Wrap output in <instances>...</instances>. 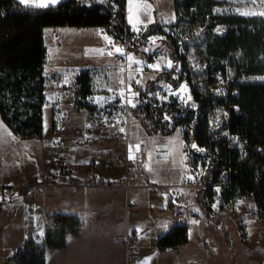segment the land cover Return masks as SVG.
Listing matches in <instances>:
<instances>
[{"label": "trees", "instance_id": "16d2710c", "mask_svg": "<svg viewBox=\"0 0 264 264\" xmlns=\"http://www.w3.org/2000/svg\"><path fill=\"white\" fill-rule=\"evenodd\" d=\"M126 4L127 0H62L54 7L36 9L26 8L19 0H0V115L18 136L41 138L44 133L45 29L105 27L110 34L123 37L129 27ZM225 4V0H174L175 21L166 25L155 20L150 24L146 36L163 33L165 26L171 29L166 43L178 73L172 80L170 72L166 77L174 86L186 80L193 100L188 105L158 103L151 93L155 82L148 78L143 84L147 101L133 113L149 133L159 129L170 133L183 124L192 164L200 159L206 162L202 182L222 181L226 174L222 204L251 197L264 222V80L258 78L264 75V17L219 12ZM197 28L204 35L203 59L193 65L183 52L182 37ZM224 58L232 65L233 83L222 95L217 90L216 74L225 70ZM75 83L77 98L92 92L88 70L79 73ZM78 107L85 106L79 102ZM217 107L221 111L216 112ZM216 128L241 134L247 153L241 154L229 137H215ZM206 192L203 204L210 215L214 200L211 190ZM81 229L77 214H54L42 243L29 236L4 264H46L47 249L64 247L68 237L79 235ZM188 241L189 225L179 223L158 238L157 246L175 249Z\"/></svg>", "mask_w": 264, "mask_h": 264}, {"label": "crops", "instance_id": "0c3cea01", "mask_svg": "<svg viewBox=\"0 0 264 264\" xmlns=\"http://www.w3.org/2000/svg\"><path fill=\"white\" fill-rule=\"evenodd\" d=\"M47 69L46 63V78ZM51 108L45 105L41 138H21L0 115V264L29 236L44 235L57 213L77 214L82 229L79 235L69 236L64 247L48 248L46 264H186L189 259L197 260V264H239L236 258L244 263L237 236L213 208L210 215L207 213L203 204L207 192L202 181L194 182L195 169L183 130L181 147H158L148 141V135H135L139 127L145 129L132 115L129 126L133 135L131 129L130 136L127 129L125 138L120 130L104 132L98 144L87 146L85 125L72 123ZM46 115L50 123L47 140ZM141 142L148 144L150 151L169 150L170 157L151 159L143 176L137 171L96 167V162L105 160L108 154L131 153ZM58 171L63 172L62 179L54 176ZM97 177L104 178L100 186L83 185L87 178ZM175 181L180 182L178 197L169 190V184ZM2 185H18V189L7 198ZM130 189L144 196L143 204L136 206L130 199ZM152 191L156 193L154 203L149 198ZM26 199L28 206L23 205ZM179 223L189 225V241L173 251L160 249L156 240ZM133 230L141 234L136 244L114 242L116 235ZM252 232L256 246L259 231ZM256 248L251 256L255 260Z\"/></svg>", "mask_w": 264, "mask_h": 264}, {"label": "rangeland", "instance_id": "374dc122", "mask_svg": "<svg viewBox=\"0 0 264 264\" xmlns=\"http://www.w3.org/2000/svg\"><path fill=\"white\" fill-rule=\"evenodd\" d=\"M100 0H88V2ZM110 0H103L108 2ZM144 4H151V15L146 16L140 11ZM132 8V22L128 19V8ZM219 12H237V13H261L264 12V0H226V4L218 8ZM137 15L139 20L137 21ZM174 17V19H173ZM157 20L158 23L170 24L175 21L174 0H132L131 5L127 0L126 4V20L130 25L147 24V28L151 23L148 20ZM146 28V30H147ZM221 28V27H220ZM163 33L156 32L151 36L156 39L147 47H143L139 42H136L133 48V57L140 63H145L152 55H157L160 59L150 72L145 75V80L151 78L155 85L152 90V96L158 103H177L178 105H188L192 103L193 93L189 83L184 80L177 86H174L172 79L177 76V71L173 69L174 61L170 55L168 45L166 43L167 35L172 31L168 27H164ZM222 30V29H221ZM203 33L200 28L192 31L191 34L182 37L185 43L182 45L183 52L186 54L193 65H199L203 59L201 51ZM47 45V90L50 91V79L56 75H62L66 83V88L71 91V98L61 101V107L51 108L56 114H64L66 120L80 122L81 126L85 125L89 118L86 116V110L73 104V99L76 97L77 84L75 79L83 70H88L91 76V91L103 93L111 89L121 88L126 85V73L121 68H116L112 65L111 60L107 56L102 46V37L98 35L96 27L77 28L73 26H50L45 31ZM103 50V53L101 51ZM169 64L171 66H169ZM171 73V80L166 77L167 73ZM255 79V78H254ZM258 79V78H257ZM53 95L58 92L51 90ZM134 112V111H133ZM61 115V114H60ZM137 118L134 113L132 114ZM131 115V116H132ZM131 118V117H130ZM130 120V119H129ZM134 118L132 119V121ZM140 122V120L137 118ZM131 126V124H130ZM128 133L130 136V129ZM183 124L177 125L170 133H149L143 131L139 127L135 135H143L148 137V141L158 147H166L169 145L181 147L183 143L182 130H185ZM131 134L133 131L131 129ZM50 136V123L48 116L45 117V139ZM125 138V136H123ZM58 152V149L56 150ZM193 159H196L193 156ZM204 159L196 161L193 165L195 169L194 182L202 181L201 175L205 172ZM114 170V169H113ZM204 183V182H202ZM155 193V191H152ZM151 193L149 198L154 203L156 193ZM130 199L133 200L136 206L143 204L144 196L138 190L130 189ZM217 216L222 218L227 228L233 231L239 240L241 263L239 258H236L239 264H258L264 262V227L258 217L256 205L251 197L241 196L229 204H222L221 200L211 202ZM87 225V221L85 222ZM257 229L259 236L257 237L258 244L255 246V235L252 232ZM262 233V234H260ZM263 237H261V236ZM233 236V234H231ZM234 237V236H233ZM222 240V237H220ZM234 242L235 239H234ZM263 243V246H261ZM259 247V248H256ZM256 256V260L252 259V254ZM237 251V249H236Z\"/></svg>", "mask_w": 264, "mask_h": 264}, {"label": "built area", "instance_id": "2783aa9c", "mask_svg": "<svg viewBox=\"0 0 264 264\" xmlns=\"http://www.w3.org/2000/svg\"><path fill=\"white\" fill-rule=\"evenodd\" d=\"M139 1V0H137ZM126 28L123 37H116L109 33L107 28H97L98 35L104 39V51L111 60V63L116 68H121L126 73V85L121 88L111 89L110 91L103 93L90 92L83 97L73 99V104L78 106L79 102L84 104L86 110V116L89 118L84 126L85 144L87 146H94L98 144L99 139L103 136L104 132L124 129L123 136L126 135V131L129 126V119L133 114V111L143 106L147 98L143 92V84L145 82V75L150 72L154 67L149 65H157L160 61L157 55H152L145 63H140L133 57V48L136 42H139L143 47H147L152 43L153 36H146V29L143 24L135 25ZM108 37L109 39H105ZM119 48L122 51L116 52ZM108 53H111L109 55ZM131 57L132 59H129ZM138 62V63H137ZM225 64L226 68L223 71H219L216 74L217 90L220 94L225 95L229 92L233 83L232 65L229 60L224 58L221 60ZM244 70L242 69V74ZM259 79L264 80V75L258 76ZM50 91L54 90L58 93L53 95L46 88L44 102L53 108L61 107V101L71 98V91L66 88V83L62 75H56L50 79L49 82ZM123 92V95H121ZM131 101V103H129ZM132 105H135L133 107ZM216 112L221 111V108H215ZM91 125V127H88ZM217 129V128H216ZM156 133H162L161 130H157ZM225 135L229 137L231 142L239 147L241 154H246L248 151L247 145L244 143L242 135L237 132H231L229 129L215 130L214 136ZM217 151L215 152V154ZM134 157V159H131ZM170 157V151L167 149H155L150 151L148 144L141 142L138 150L132 151L126 154H113L107 155L105 160H99L96 162V167L102 168L106 171L113 169H122L127 173L131 171H137L141 176L145 175V167L151 159H165ZM55 177L63 178L62 171H58L54 174ZM103 177L87 178L83 181V185L87 187H98L103 182ZM226 180V174L222 181L217 182H204L202 187L204 189L211 190L212 199L220 200L221 192L224 188ZM180 186L179 181L171 182L169 184V190L176 194L177 187ZM18 189V185H2L3 195L7 198H11L14 192ZM178 197V194H176ZM24 206L29 205V201L26 199L23 202ZM141 234L137 230L128 231L126 233L118 234L114 237L115 243L136 244ZM36 243H42L43 235L36 234L34 236ZM158 239L156 240L157 243ZM165 251H173L172 246H166L162 248ZM135 254L131 255L134 260ZM186 264H197V260L189 259Z\"/></svg>", "mask_w": 264, "mask_h": 264}, {"label": "snow or ice", "instance_id": "6c2138e0", "mask_svg": "<svg viewBox=\"0 0 264 264\" xmlns=\"http://www.w3.org/2000/svg\"><path fill=\"white\" fill-rule=\"evenodd\" d=\"M62 0H19V3L24 5L26 8H36V9H47L49 7H54L56 6L57 4L61 3ZM101 3H103V0H100ZM129 2V5H131L132 3V0H128ZM151 10H152V6L151 4H144L143 5V8L140 10L142 12V14L146 15V16H150L151 15ZM128 19H129V22L131 23L132 22V8L129 7L128 8ZM241 14H244V15H248V14H259V15H262L264 16V12H261V13H241ZM174 19V17H173ZM137 21L139 23H143V21H140L139 20V15H137ZM155 21L152 20V19H149L148 20V23H154ZM144 27L145 29L147 28V24H144ZM134 30L135 31H139V29L135 28L134 26ZM105 39H109L108 37H105ZM150 39H152L153 41L156 39L155 37H151ZM101 51V53H103V50H99ZM122 50L117 48L116 49V52H121ZM109 55H111V53H108ZM129 59H132L131 57H129ZM138 63V62H137ZM150 67H156L155 65H149ZM169 66H171L169 64ZM121 95H123V92H121ZM129 103H131V101H129ZM133 107H135V105H132ZM88 127H91V125H88ZM120 131H124V129H120ZM10 135V134H9ZM14 139V137H13ZM137 147V150L139 148V145L136 146ZM193 147H195V145H193ZM131 159H134V157H131ZM86 161H81V163H85ZM2 199V198H0ZM198 211V210H197ZM192 223H198V221H192ZM163 227H166V225H163ZM69 239H71L69 237ZM150 259V258H149Z\"/></svg>", "mask_w": 264, "mask_h": 264}]
</instances>
